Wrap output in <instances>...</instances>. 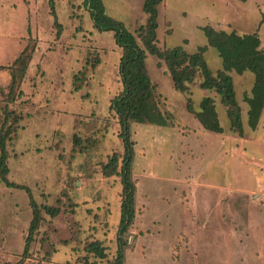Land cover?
<instances>
[{"label": "rangeland", "instance_id": "1", "mask_svg": "<svg viewBox=\"0 0 264 264\" xmlns=\"http://www.w3.org/2000/svg\"><path fill=\"white\" fill-rule=\"evenodd\" d=\"M49 1L0 0V134L9 132L7 178L20 186L0 181V264H112L126 150L110 105L123 90V52L115 31L94 28L85 0H54L61 28ZM103 1L144 47V1ZM158 23L159 48L206 47L214 73L222 60L208 46L207 26L257 34L264 50V0H164ZM29 45L35 53L27 67L13 66ZM147 68L170 121L129 126L136 218L123 234L125 262L264 264V110L252 130L246 102L254 76L232 73L240 135L230 131L221 97L200 88V77L182 93L163 61L148 55ZM206 97L215 101L223 134L206 131L188 109L190 101L199 111ZM115 155L116 173L107 177L104 166ZM32 201L42 220L25 255ZM47 207L59 209L58 216ZM95 241L106 248L103 260L85 251Z\"/></svg>", "mask_w": 264, "mask_h": 264}, {"label": "trees", "instance_id": "2", "mask_svg": "<svg viewBox=\"0 0 264 264\" xmlns=\"http://www.w3.org/2000/svg\"><path fill=\"white\" fill-rule=\"evenodd\" d=\"M143 10L148 15L147 24L139 29V37L144 47H141L136 36L129 32L123 22L113 18L107 13L103 0H85V5L90 11L94 28L101 31H115V39L122 49L120 61V75L123 83L122 92L111 100L110 109L119 118L122 127L126 157L123 160L121 169L123 184V200L121 207L120 224L118 228L119 249L117 257L112 264H127L123 249V234L127 233L133 226L136 218L135 193L130 185V166L132 163L131 149L129 144V126L132 123L169 125V117L164 113L157 101L156 86L152 83L148 68V55L157 57L163 61L174 83V88L182 93L189 91V85L193 84L199 77L202 79L200 88L202 90L214 91L221 97L222 104L228 110V118L231 124L230 131L235 134H243V121L241 106L237 100L236 88L232 73L242 75L246 72L254 76V86L251 95L246 98L249 106L248 125L256 130L264 110V50L261 48V39L257 34L240 35L233 31H217L207 26L203 28L208 46L214 49L222 60V68L216 73L210 68L204 53L206 47H200L195 53L187 52L182 46L161 49L158 47L157 30L159 28V6L164 0H143ZM49 6L55 18V25L61 28L58 23L55 1L50 0ZM60 36V31L57 33ZM30 45L21 52L20 57L13 66L23 65L27 67L35 53H30ZM28 61V62H26ZM12 66V67H13ZM16 84V77H12V86ZM188 109L196 114L200 125L209 132L223 134L225 132L220 124L216 111L215 101L206 97L200 104V110L194 109L189 101ZM9 132L0 134V181L8 188H20L8 180L10 169L8 167L7 140ZM116 155L104 166V174L110 177L116 173ZM119 174V173H118ZM33 204V221L30 233L27 238L24 254L29 253L30 245L34 234L41 222V210ZM51 217L59 214V209L46 208ZM88 254H92L103 260L107 256L106 248L102 242L95 241L85 247Z\"/></svg>", "mask_w": 264, "mask_h": 264}]
</instances>
